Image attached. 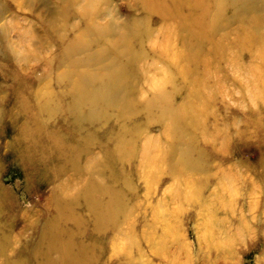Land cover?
I'll use <instances>...</instances> for the list:
<instances>
[{
    "label": "rangeland",
    "instance_id": "obj_1",
    "mask_svg": "<svg viewBox=\"0 0 264 264\" xmlns=\"http://www.w3.org/2000/svg\"><path fill=\"white\" fill-rule=\"evenodd\" d=\"M86 2L0 0V264H41L34 248L40 229L48 223L66 243L67 258L83 264H264V96L257 90L264 85V64L251 58L260 47L253 38L248 37L245 50L238 47L241 35L251 36L247 13L240 9L229 14L231 7L223 4L227 9L213 37L225 47V56L213 58L206 79L199 82L208 98L198 102L202 110L197 126L190 114L198 84L174 77L162 89L172 92L174 109L186 111L176 116L186 125L181 138L165 128L166 121L136 106L138 110L131 113L134 123L124 128H128L125 143L131 141L137 151L118 161L114 170L119 177L114 179L108 171L103 176L75 172L76 166L67 162L85 144L74 139L65 121L66 81L59 82L57 76L66 71L60 64L63 46L86 29L80 13ZM96 3L92 19L112 26L111 39L121 31L133 39L146 30L153 41H166L169 26L156 12L146 11L144 1ZM258 5L264 11V0ZM148 42L147 51L153 48ZM162 64L156 53H149L143 67L149 65L147 74L158 77ZM183 66L180 61L179 67ZM252 66L263 75L253 74ZM134 82L143 99L152 95L147 83L137 77ZM34 113L40 120L41 132L33 126L40 139L46 138L45 132L61 139L45 142L43 151L48 152L42 157L43 147L25 149L22 139L34 134L33 127H25ZM118 113L113 108L107 121L91 125L93 143L77 166L92 160L96 168L103 158L100 145L113 148L124 124L115 122ZM78 142L80 147L71 145ZM68 147L74 149L66 151ZM142 149L152 154L145 167L147 176L139 167ZM166 155L168 159H163ZM89 180L101 181L111 190L120 188L127 209H112L105 214L107 224L96 229L97 212L87 207L84 196ZM109 195L98 194L95 199L104 202ZM66 207L78 222L58 215L59 210L67 212ZM84 245L87 253H78ZM48 247L51 264H68L57 240L56 249L53 244Z\"/></svg>",
    "mask_w": 264,
    "mask_h": 264
},
{
    "label": "bare ground",
    "instance_id": "obj_2",
    "mask_svg": "<svg viewBox=\"0 0 264 264\" xmlns=\"http://www.w3.org/2000/svg\"><path fill=\"white\" fill-rule=\"evenodd\" d=\"M86 1V4L80 8V13L86 21V29L75 38L68 40L63 46L60 64L66 66V71L57 76L58 80H60L59 82L63 83L66 81L65 93L62 94L63 98L67 97L66 105H62L63 113L66 114L65 121L71 127L74 139L81 140L85 144L81 146V152L78 155L67 159V162L76 166L75 172H84V174L87 173L89 176L94 174V172L102 176L104 173L110 172L111 178L118 179L119 175L115 172L116 169L114 170L115 165L123 158L133 156L134 152L137 151V145L134 146L130 143L131 141L125 143L128 128L125 130L124 126L134 123L131 120V113L138 105L141 107L139 111L143 110L146 114L152 113L153 116L157 115V118L162 119L163 123L166 121L164 124L166 125L165 128L170 133L177 131L178 133H175L177 138H181V132L186 125L181 120H178L176 116L178 114L181 115V112L183 115L186 111L183 108L179 110L174 109L170 100L172 92H164L162 89L167 83L172 84L174 77L184 81L191 80L192 84H198L196 96L193 97L195 102L191 107L193 113L190 114V116L193 114V117L191 116V122L195 123L193 126H197L198 110H202V107L198 106V102L204 101L206 96L208 98V95L204 92L205 90L200 88L199 82L206 79L205 76L210 61L213 58L222 59L225 56V47L221 41L213 37V32L224 17L223 12L227 9V6H224L223 10V4H229V7H231V13L229 14L235 13L240 9H244L247 13L246 20L249 24L248 28H250L251 36L245 35L243 37L241 35L238 40V47L240 49L246 48L250 43L249 40L253 38L254 42L260 43V47L252 54L251 58L264 64V11L263 7L258 5L259 0H211V2L203 0H142L144 1L146 11L156 12L165 21L163 22L169 26L166 28V41L161 44L153 41L151 31L146 30L134 36V38L132 37L133 39H129L125 31H121V34L118 32L117 36L111 39L110 30H112V26H103L92 19L97 10V0ZM212 8H217L218 12L212 14ZM148 41L153 42V48L149 51L145 48V44ZM207 42L209 46L205 45ZM96 46L99 47L98 50ZM149 53H156L161 62H163L162 68L160 67L157 71L158 77H151L147 74L145 66L149 65L143 67L144 62L149 58ZM234 55L237 57L236 54L232 56ZM180 61H184L182 68L179 67ZM251 68L253 74L258 76L263 75L262 70L255 69L254 66ZM134 77H137L138 82L147 83L150 86L151 96L143 99V91L134 82ZM188 78L189 80H187ZM177 88L173 86L172 90H177ZM257 90L264 96V85L259 86ZM62 97L60 98L63 99ZM20 100L27 101L25 97H22ZM42 108L41 106L40 109ZM110 108H118L119 113L115 116V122L118 123L122 120L123 122L120 123H124L120 124L117 130L116 135L118 137L116 136L115 138L113 148L108 149L104 145H100L103 158L100 163L98 162L96 168L91 163L92 160L90 163L85 162V166H77L76 162L84 154L83 151L87 152V148L93 143L92 133H90L89 128L96 123L107 121L110 118ZM50 112H53L52 107ZM39 122L37 113H34L29 125H25V127H33L35 125V129L41 132ZM86 123L88 126H86ZM35 129L33 127L34 134L28 133L26 134V138L22 139L26 141L25 149L28 146L30 148L43 147L40 153L42 157L44 153L48 152L46 150V152L43 151L44 146H46L45 142L56 139L60 141L61 139L50 135V132H45L46 138L40 139ZM130 133L133 135L134 130L133 133ZM23 136L24 134L22 133ZM78 144L79 142L71 145L74 148L80 147ZM53 146L56 150V144ZM47 147L51 149L50 146ZM74 148L68 147L66 151ZM148 150L142 149V161H140V166H136V169H139V167L140 171L142 169V174L145 176L148 174L145 167L150 164L152 158V154H147ZM164 158L168 159L167 155ZM188 165L192 169L195 168L192 163ZM86 187L87 190L84 196L87 207L97 212V217L94 221L95 229L100 227V225L107 224L103 220L106 219L105 214L110 213L112 209H118L122 212L127 211L123 201L124 196L121 195L122 190H119L120 188L111 190L109 185H104L101 181L97 180H89ZM94 188L98 189L99 193L94 191ZM107 193H110L109 199L103 200L104 202H99L95 199L96 195L99 194L98 197H103ZM66 208L67 212L65 209L61 212L59 210L58 215L61 217H64V214L65 217L69 215V218L78 222L77 215L72 217L74 211L70 212L69 208ZM113 213L111 212V214ZM108 217L110 218V215ZM39 237L40 239L34 248V256L40 257L41 261H43L39 263L51 264L48 257L50 253L48 246L53 244V247L56 249L57 240V248L63 257L62 260L67 259L68 264H71V261L72 264H83L78 261L73 262V260L67 258L66 254L68 250L66 243L62 242L63 238L56 236V229H52L49 223L40 229ZM44 241L48 244L45 247ZM79 249L78 253H87L86 245L79 247Z\"/></svg>",
    "mask_w": 264,
    "mask_h": 264
}]
</instances>
